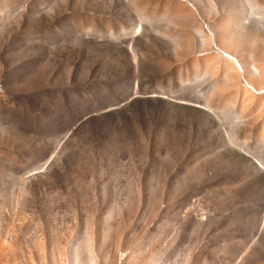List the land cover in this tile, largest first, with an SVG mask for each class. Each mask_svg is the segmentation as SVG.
Segmentation results:
<instances>
[{
    "label": "rangeland",
    "instance_id": "374dc122",
    "mask_svg": "<svg viewBox=\"0 0 264 264\" xmlns=\"http://www.w3.org/2000/svg\"><path fill=\"white\" fill-rule=\"evenodd\" d=\"M0 264H264V0H0Z\"/></svg>",
    "mask_w": 264,
    "mask_h": 264
}]
</instances>
